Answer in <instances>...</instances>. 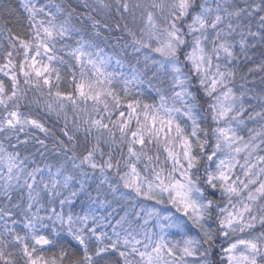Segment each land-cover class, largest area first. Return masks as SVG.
<instances>
[{
    "label": "snow or ice",
    "instance_id": "obj_1",
    "mask_svg": "<svg viewBox=\"0 0 264 264\" xmlns=\"http://www.w3.org/2000/svg\"><path fill=\"white\" fill-rule=\"evenodd\" d=\"M96 11L89 0H0V264H264V77L259 93L235 86L249 38L264 45V0H115L103 22ZM109 40L119 53L100 46ZM48 119L63 120L67 143ZM36 132L65 156L55 173L16 150H47Z\"/></svg>",
    "mask_w": 264,
    "mask_h": 264
},
{
    "label": "trees",
    "instance_id": "obj_2",
    "mask_svg": "<svg viewBox=\"0 0 264 264\" xmlns=\"http://www.w3.org/2000/svg\"><path fill=\"white\" fill-rule=\"evenodd\" d=\"M13 2L15 3V0H13ZM49 2V0H37L38 4H47ZM55 3H71L73 5V7H76L77 4L81 3V0H54ZM129 2L131 4H136V3H147L150 2V0H129ZM256 2H258V0H256ZM89 3L92 4V7L97 8L96 12H93L92 14L97 18L100 19L102 22L105 19H108L110 17L115 16V0H105V3L111 4L112 5V10L108 11V10H103L100 9L96 3V0H89ZM18 7V5H16ZM53 11H55V9H52ZM78 11H83V8H78ZM21 15H25L23 13V10L20 9ZM139 14V10H137V15ZM264 14V13H261ZM127 15V14H126ZM116 19H118V17H116ZM127 19L130 21L131 20V16H128ZM121 24L124 23V21H120ZM26 23V21H25ZM129 27H132V24L129 23ZM134 30H136L134 28ZM253 31H256L257 28L255 26V22H253ZM90 31V29H89ZM105 35H108V33H105ZM113 35H117V36H124V40L122 41V43H126L130 40V37H127L126 34L121 33V32H114ZM87 38V37H86ZM0 43H4L6 46V41H4L2 39V37H0ZM69 43H72V41H69ZM249 43L250 44H256V47L253 49H250L248 52V55L251 57L250 60H244L243 58L239 61V63L237 64V68H238V78L236 81V88L237 90H240L241 85L243 84L245 88L249 89V90H255V92L259 93L260 92V88H261V78L264 77V72H261L259 70H255V65L256 64H260L261 62H264V56L261 55V52L264 51V45L260 44L258 41H254L251 38H249ZM101 47L105 48V51L108 52L109 54L112 53H119L120 49L118 47L113 46V41L109 40L108 41V46H105V44L103 42H101L100 44ZM129 53L131 52V49L129 48L127 50ZM237 52H239V47H237ZM63 54V53H62ZM67 59V56L65 57ZM180 60L183 62L184 61V54L183 52L180 55ZM3 60L2 58H0V63H2ZM133 63H135V61H132ZM114 63V61H113ZM142 66V65H141ZM182 67H185L184 64L182 63ZM249 68H253L254 71L249 73L248 69ZM111 70V69H110ZM187 70V68L185 67V71ZM66 69H62V74H64V72H66ZM78 71V70H77ZM117 71H119V69H117ZM124 71H130V69H128L127 67H125ZM149 76H151V73L148 74ZM240 76H245L246 77V82L244 80H240L239 77ZM0 79H4L6 85L9 84V81L7 80V78L3 77L2 74H0ZM160 79H162L164 82L163 84H157L156 81H153L154 84H156L157 87H163L166 90V93H168V86H169V81L167 78L165 77H161ZM70 80V76L65 75L64 80L61 83V89L62 90H70L69 89V85H68V81ZM170 94V93H169ZM33 96L32 92H29V99H31ZM147 99H149V102H151L152 99H155L158 101V97L156 96V94L153 92L151 94L150 97H146ZM200 101L203 103L207 98L203 96V93H200L199 96ZM247 99V98H246ZM248 103L251 104H255L256 102L254 100H250L248 99L247 101ZM22 107H21V111L25 112V113H29L31 112L32 115H39L41 117H43V110L42 109H38L36 107V105H31L30 108L26 107L24 105L27 104L26 101H22ZM204 105L207 106V104L205 103ZM198 114H202V112H198ZM46 122V126L50 127L52 129V132L54 133L55 136H59L61 139H65V142L67 143V140L65 137H63L59 131V129L63 126V120L60 121H54V119H48L45 121ZM212 122L210 120V118L208 119V121L206 122H202V126H207L210 125ZM71 127V125H69ZM252 124H249V127H252ZM36 135L39 136L40 139L45 140V144L47 146V150H45L44 146L38 145L35 143V141H30L29 144L26 147H18L16 150L21 152V156H30V160H29V167H34L35 165L31 164V159H35L36 163L39 164L41 167H43L45 164H50L52 165V171L53 173H55L56 168L59 167L60 163L63 162L65 160V156L63 153L57 154L55 148L53 147L54 144V136H49L47 138H45V136L42 133L36 132ZM21 140L24 139V135L21 134ZM0 139H3L2 136H0ZM9 143L11 144H16V140L15 138H12L11 141L9 142L8 140H4V145L5 147L9 150V151H13V149L11 147H9ZM69 147H71V145H69ZM37 149H39V152H37ZM42 152L44 153L43 156H41L39 153ZM80 149H77V153L79 154ZM105 152H107V148H105ZM72 152L69 151L67 153V156H71ZM99 159V157H98ZM87 171L89 172V175L92 176L93 173L90 169H87ZM66 173L67 174H73V175H77L74 170L72 169L71 166V162L69 161L66 165ZM97 177L99 176L98 173L95 174ZM111 175V173H110ZM45 178L47 179V172H45ZM60 179H62V177H59ZM77 179H79V176L77 175ZM95 183H99V180L96 179ZM95 183H92V194L93 196L96 195L94 189H95ZM78 187V184L76 185ZM106 189V186H105ZM26 191V190H25ZM65 195H67V192H65ZM105 198V193L102 192L100 199H104ZM108 199H111V196H107ZM13 203H15V199L13 200ZM75 207L73 209L74 212L83 214L82 209L80 207V203L79 200L75 201ZM4 204L3 198H0V207H2ZM93 207L96 210V213H98L99 215H105L106 211L108 209L106 208H101L98 205H93ZM59 207H57V211H59ZM65 210H67V206L65 208ZM45 213L42 211L41 215H44ZM122 214V213H121ZM13 219H20L19 216H15L13 217ZM115 222V220H113V223ZM3 222L0 221V224H2ZM45 223H50L49 221H45ZM89 226H91V222L89 223ZM106 231L110 232V229H105ZM259 230V229H257ZM17 231H20L21 234H23V230L22 227L17 225ZM42 234H47L46 230H41ZM9 251H14L13 249H9ZM17 259L19 260V257L17 256Z\"/></svg>",
    "mask_w": 264,
    "mask_h": 264
},
{
    "label": "rangeland",
    "instance_id": "obj_3",
    "mask_svg": "<svg viewBox=\"0 0 264 264\" xmlns=\"http://www.w3.org/2000/svg\"><path fill=\"white\" fill-rule=\"evenodd\" d=\"M153 58L154 59H159V56L157 55V54H153ZM207 106L206 105H204V108H206Z\"/></svg>",
    "mask_w": 264,
    "mask_h": 264
}]
</instances>
